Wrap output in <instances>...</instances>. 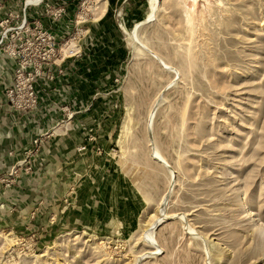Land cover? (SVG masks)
I'll list each match as a JSON object with an SVG mask.
<instances>
[{"label":"rangeland","instance_id":"rangeland-1","mask_svg":"<svg viewBox=\"0 0 264 264\" xmlns=\"http://www.w3.org/2000/svg\"><path fill=\"white\" fill-rule=\"evenodd\" d=\"M82 1L73 14L80 24L58 43L76 36L82 53L99 38L120 57L97 83L110 138L97 140L99 128L75 148L61 145L54 169L41 173L46 161L32 157L39 145L0 166V264H264V0H164L138 38L177 77L135 41L142 17L132 23L154 0L126 16L100 0L81 21ZM7 12L8 4L0 19ZM116 18L126 33H103ZM157 97L151 137L171 184L145 133ZM65 107L48 109L55 123L39 144L84 134L68 126ZM21 189L32 194L26 208ZM162 196L168 217L154 223ZM150 221L156 249L141 239Z\"/></svg>","mask_w":264,"mask_h":264},{"label":"crops","instance_id":"crops-1","mask_svg":"<svg viewBox=\"0 0 264 264\" xmlns=\"http://www.w3.org/2000/svg\"><path fill=\"white\" fill-rule=\"evenodd\" d=\"M30 1L31 0H28V2ZM104 1L107 6L114 8V16L116 13L117 16L121 14L126 16L133 8L130 5L135 7V5L140 2V0ZM46 2L53 7H63L65 9V14L57 21L52 20L49 15L45 14L43 8L38 10L37 17H35L34 11L30 12L29 15L32 19H39L45 29L52 32L58 41H62L69 35L72 29L75 28L73 25V14L77 10V0H46ZM127 5L130 7L127 8ZM145 11L146 5L144 6V12L139 17H136L132 24H135V22L144 15ZM99 19L100 17L94 21H98ZM122 25L123 24L117 19L113 25H103L104 28L102 27V32L106 30L115 32L118 28L123 32V28H125L126 33L127 28ZM88 28L91 29V32H94L101 28V25L97 24L95 26L92 24L88 26ZM99 40L98 38V41H90L91 45L86 44L87 46L86 48L84 47L82 55L79 58L70 59L63 63L64 74L57 77L53 83L46 84L45 90L40 91L42 93V100L35 111L28 114L16 113L12 111L6 103L1 105L0 166L4 165L6 167L12 164L16 158L22 157V154L25 153L27 149H34V147H32L33 140L41 133H44V131L46 132L47 129L53 127L52 124L55 123L53 117L54 112L48 116L46 112H49L51 109L55 110L57 105H62L64 103L68 104L70 109L77 113L70 124L73 125L76 130L84 134L81 137L71 136L64 138L57 137V135L43 136L39 147L36 148L35 153L32 155V157H36V159L42 162L44 160L46 161V165L44 164L39 169L40 173L55 167L54 162L60 155L61 145L67 146L70 144L75 148L76 145L84 143L83 141H85L86 138L87 141H89L88 132L93 130L97 131L100 128L101 131L98 133L97 140L105 141L106 139V142H108V138H110L109 130L112 122L108 118L104 119V106L103 102H101L103 95L99 94L104 91L98 88L97 83H101L102 78L109 75L106 74L108 69L104 67L105 64L112 62L120 63L121 60L119 59L120 57L116 58L115 55L111 57L114 53L109 51L110 48L105 43L100 44ZM12 68V61L0 57V95L11 82ZM104 71L105 73H103ZM49 108L51 109L48 110ZM23 190L21 189L24 197L21 198H24L23 200H28V203L24 206V208H26V206L32 204L30 199L32 194L28 193L29 190L25 191V193ZM26 197L27 199H25ZM39 198L41 199L42 197Z\"/></svg>","mask_w":264,"mask_h":264},{"label":"built area","instance_id":"built-area-1","mask_svg":"<svg viewBox=\"0 0 264 264\" xmlns=\"http://www.w3.org/2000/svg\"><path fill=\"white\" fill-rule=\"evenodd\" d=\"M8 4V12L0 19V57L13 62L11 82L0 95V107L6 103L16 113L28 114L35 111L40 101L46 84H51L55 79L64 74L63 63L79 58L82 53L76 36H71L63 44H59L56 36L45 29L41 21L32 19L30 12L43 8L45 14L52 20H59L64 14L63 7H53L46 0H0V11ZM82 1L80 9H82ZM120 16V15H119ZM77 18V17H76ZM75 27L80 24L75 21ZM78 35V34H76ZM73 42L67 52H62V46ZM67 114L68 126L76 116L63 108ZM35 138L32 146L39 145ZM28 152V156L31 155ZM13 173H17L14 171Z\"/></svg>","mask_w":264,"mask_h":264},{"label":"bare ground","instance_id":"bare-ground-1","mask_svg":"<svg viewBox=\"0 0 264 264\" xmlns=\"http://www.w3.org/2000/svg\"><path fill=\"white\" fill-rule=\"evenodd\" d=\"M83 1H84L83 9L78 16L79 20H81V21L84 20V18L87 16V15H85V13L87 14V12L89 10H91L90 5L91 4H97L100 2V0H83ZM163 1L164 0H154V5L152 7L146 6V11H145L144 15L142 16L141 23L138 24L137 27H135V29H134L135 41L137 43L142 44V46H143L142 48L145 49V52L147 53V55H149L153 60H155L158 63V65L161 66V68L164 71L170 72L174 75V77L175 76L177 77L178 71L175 68L171 67L168 63H166L163 59H161L154 51L147 48V46L144 45L143 42L138 38V30L140 29V27L144 24H150V23L154 22L156 20L157 14L160 13L162 10H164L163 9ZM27 2H28V0H27ZM101 2H102L101 7L105 8L106 2L104 0H101ZM123 30H124V28H123ZM62 50L65 51L66 46H64ZM158 102H159V97H157L155 102L152 104L150 110L148 111L146 122H145V133L147 135V142L149 143V147H150V152H149L150 159L157 162L161 167L165 168L168 171L169 176H170L169 182L171 184L174 182V172H172L170 170L167 161L163 158L160 151L155 146L153 138L151 137L152 136V134H151L152 127H153V117L156 113V108L158 106ZM123 128H124V125H123ZM127 130H128L127 126H125V128L121 134L122 144H124L126 142ZM172 179H173V181H172ZM134 181L132 180V183ZM166 200H165L164 196H162L160 198L159 203H158L157 207L155 208L153 215L150 216L152 222L154 220H155L154 223H156L157 221H163L165 218L168 217V215L166 213H164L163 209H162L163 204ZM180 219L183 220L184 217L181 216ZM152 222L150 221V224H148V225L146 224L147 225L146 228L144 230H142L141 239L146 241L145 243L149 244L150 247L156 249L157 246H156V241L154 238V232L152 230V226H153V225H151ZM187 231H189L191 233V235L194 232V230L190 227H187Z\"/></svg>","mask_w":264,"mask_h":264}]
</instances>
